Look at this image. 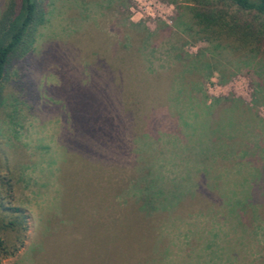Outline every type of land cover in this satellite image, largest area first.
<instances>
[{"label":"rangeland","instance_id":"1","mask_svg":"<svg viewBox=\"0 0 264 264\" xmlns=\"http://www.w3.org/2000/svg\"><path fill=\"white\" fill-rule=\"evenodd\" d=\"M208 2L235 10L226 0ZM188 6L186 0L47 3L29 44L10 56L0 92V207L25 216L16 249L1 252L0 264H264V205L237 217L220 196L223 187L235 189L237 165L183 149L169 95L163 103L141 96L151 105L148 117L132 106L137 80L150 77L154 86L161 80L168 89L166 76L177 75L175 52L210 46L196 33ZM205 53L216 67L201 91L208 101L230 98L252 107L260 120L244 115L240 143L264 147V62L226 48ZM96 134L104 141L100 159L91 167L70 154L68 164L76 142L97 143ZM201 161L211 168L205 179ZM157 189L195 191L199 198L155 203L144 236L120 230L128 203ZM7 233L14 241L16 233Z\"/></svg>","mask_w":264,"mask_h":264},{"label":"trees","instance_id":"2","mask_svg":"<svg viewBox=\"0 0 264 264\" xmlns=\"http://www.w3.org/2000/svg\"><path fill=\"white\" fill-rule=\"evenodd\" d=\"M49 1H6L0 13V92L10 56L17 53L27 40L29 44L35 26L43 21L44 9ZM186 1L190 4L188 7L194 24L197 26L196 33L205 39L210 46L205 51L200 49L194 54L181 50L175 52L177 65L172 70H174V76L176 72L177 75L175 77L166 76L170 78V88L168 89L167 86L161 88V80H155L153 77L156 81L155 86L151 83L150 77L145 79L144 76L139 81L137 80L138 88L135 87L137 85L133 81L134 88H136L133 98L136 99L132 102V106L136 105L135 108L141 110L139 112L140 117L141 115L148 117L152 113V110L149 109L151 105L145 106L144 101L141 102L142 98L150 99L152 103L161 102L163 97L166 98V95H169V100H175L176 106L169 113V117L178 120L176 129L186 138V143L182 148L184 150L188 148L199 149L198 154L202 155L201 152H204L203 156L207 160L212 155L218 154L222 160L231 164L230 166L237 165L236 171L240 174V178L236 182L234 181L235 189L231 190L228 186L223 187L220 196L224 197L228 206V214L235 213L238 217V213L244 211L245 208L252 207L254 212L255 207L253 206L256 204L258 207L264 205V147H251L248 146L249 142L240 143L244 133L240 122L242 118H245L244 115H249L245 118L246 120L251 118L259 121L260 117L252 107L238 100L214 98L212 101H208L206 94L201 91L200 87L202 79L208 77L212 69L216 67L212 60L207 57L206 51L212 53L216 49L226 48L233 53L253 55L264 62V0H226L235 6V10L213 7L208 0ZM248 15H251L252 18H247ZM163 25L169 31L171 30L168 25ZM135 34L139 36L140 32L136 31ZM138 41L142 40L138 39ZM122 56L124 55L120 56L121 62H123ZM142 83L147 84L145 88ZM124 85V87L129 88L132 83L129 84L126 81ZM148 86L153 87L154 90L148 91ZM169 89L174 90V93L170 92ZM195 92H201L202 97L198 99ZM141 96L143 97L141 98ZM253 101L254 104L258 103L257 97H254ZM91 136L93 140V135ZM101 136L99 137L101 138ZM95 144L98 146V152H95L93 148ZM103 144L102 138L97 143L86 139L78 140L75 144L76 150L68 151L66 161L68 164L74 161L69 157L71 154L77 156L78 162L86 160V165L92 167L101 157L102 152L99 151V147ZM96 153H98L97 158H95ZM201 162L202 165L198 171L201 172V177L205 179L209 177L211 168L207 161ZM225 170L228 171L229 168L225 167ZM217 182L212 185H219ZM225 182L229 183L231 180L226 179ZM213 191L210 189L206 196L211 195ZM198 196L199 194H196L195 191L177 189L164 195L162 189H157L149 195L135 198L128 203L129 211H126L125 224L121 226L120 230L130 229L132 234L144 236L145 226L148 223L146 218L149 217L150 209L159 208L155 203L163 207L171 204L178 205L190 197L192 199L197 197L198 199ZM209 198L211 197L209 196ZM9 210L0 207V253L8 254L12 253L11 249H16L15 241L19 242L21 239L20 233L23 231L25 218L22 210L18 208ZM9 231L16 233L14 241L5 237Z\"/></svg>","mask_w":264,"mask_h":264}]
</instances>
